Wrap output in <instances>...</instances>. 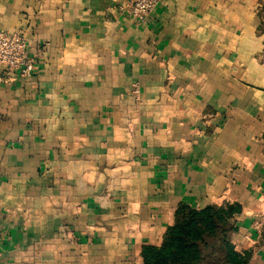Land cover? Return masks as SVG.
I'll return each instance as SVG.
<instances>
[{
	"label": "crops",
	"instance_id": "0c3cea01",
	"mask_svg": "<svg viewBox=\"0 0 264 264\" xmlns=\"http://www.w3.org/2000/svg\"><path fill=\"white\" fill-rule=\"evenodd\" d=\"M128 1L0 0L34 61L0 69V264H143L182 204L264 264V0Z\"/></svg>",
	"mask_w": 264,
	"mask_h": 264
},
{
	"label": "trees",
	"instance_id": "16d2710c",
	"mask_svg": "<svg viewBox=\"0 0 264 264\" xmlns=\"http://www.w3.org/2000/svg\"><path fill=\"white\" fill-rule=\"evenodd\" d=\"M261 31L264 34V18ZM240 213L235 205L202 210L180 205L162 244L143 248V264H249L250 254L239 253L232 243Z\"/></svg>",
	"mask_w": 264,
	"mask_h": 264
},
{
	"label": "built area",
	"instance_id": "2783aa9c",
	"mask_svg": "<svg viewBox=\"0 0 264 264\" xmlns=\"http://www.w3.org/2000/svg\"><path fill=\"white\" fill-rule=\"evenodd\" d=\"M160 0H129L118 7L119 14L133 17L139 23H146L159 5ZM0 69L7 80L30 77L34 61L28 54V41L23 30H0ZM140 93L135 85L134 95ZM1 256V243H0Z\"/></svg>",
	"mask_w": 264,
	"mask_h": 264
}]
</instances>
